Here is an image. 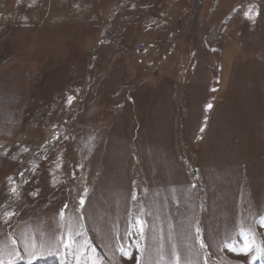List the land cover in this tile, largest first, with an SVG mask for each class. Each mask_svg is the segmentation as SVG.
Masks as SVG:
<instances>
[{"label": "rangeland", "instance_id": "obj_1", "mask_svg": "<svg viewBox=\"0 0 264 264\" xmlns=\"http://www.w3.org/2000/svg\"><path fill=\"white\" fill-rule=\"evenodd\" d=\"M177 257L264 264V0H0V264Z\"/></svg>", "mask_w": 264, "mask_h": 264}, {"label": "snow or ice", "instance_id": "obj_2", "mask_svg": "<svg viewBox=\"0 0 264 264\" xmlns=\"http://www.w3.org/2000/svg\"><path fill=\"white\" fill-rule=\"evenodd\" d=\"M258 15V13H253V8L252 6H249L248 7V10L244 13V16L247 18V19H250V20H255V16ZM75 100V97L74 96H68L67 97V101L66 103L68 105H71L73 103V101ZM212 105L209 104L208 105V108H211ZM55 127V126H54ZM60 136L59 134L57 133L55 136H54V139L56 140H59ZM21 175H23L21 173ZM11 179V178H10ZM13 192L16 191L15 188L12 189ZM86 191H85V195H86ZM84 198L81 197L80 198V204L81 206H83L84 204ZM65 207H67V205H65ZM14 215V213H8V216L9 218ZM133 228H134V232H130L129 235H133V234H136L138 233L141 237H143V233H144V228H143V221L140 220V219H136L135 220V224L133 225ZM200 232V229H197V233ZM61 242L63 243V246L64 247H70L72 244L75 243V240L72 238L71 234L68 235V237L65 239L64 237H61ZM201 247L204 248L206 247V245L203 243V241L201 240ZM225 247L231 251V252H235L237 253L238 255H244V256H248L249 253H251L253 251V248H252V245L250 243H245L242 247L240 248H236L234 245L232 244H226ZM137 248H140V244L137 243ZM121 253L126 256L127 258L131 259L132 256H131V250L130 249H124V248H121L120 249ZM256 251L259 252L260 249L259 247L256 248ZM253 259H255V257H253ZM29 264H31V261L29 262ZM93 264H95V261H93ZM177 264H179V257H177Z\"/></svg>", "mask_w": 264, "mask_h": 264}]
</instances>
